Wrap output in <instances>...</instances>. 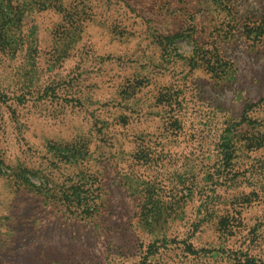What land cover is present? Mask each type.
I'll return each instance as SVG.
<instances>
[{
    "label": "rangeland",
    "instance_id": "1",
    "mask_svg": "<svg viewBox=\"0 0 264 264\" xmlns=\"http://www.w3.org/2000/svg\"><path fill=\"white\" fill-rule=\"evenodd\" d=\"M51 258L264 264V0H0V264Z\"/></svg>",
    "mask_w": 264,
    "mask_h": 264
},
{
    "label": "trees",
    "instance_id": "2",
    "mask_svg": "<svg viewBox=\"0 0 264 264\" xmlns=\"http://www.w3.org/2000/svg\"><path fill=\"white\" fill-rule=\"evenodd\" d=\"M226 125H227L226 128H224L222 130L221 137H220L221 143L219 144V146H220V152L222 154H224V157H223L224 160L227 159L226 152L228 151L230 134L233 132V129H232L233 126L231 124H226ZM209 179H212V177H210ZM162 241L164 243H167L168 242L167 238L166 239H163ZM157 242L158 241L150 244V246H149V253L150 254L156 253L157 252V249L161 248V245H158ZM185 248L186 249H189V251H194V249L191 248L190 244L185 243ZM145 259H147V258H145ZM57 263H58V261L56 259L51 258L49 260V264H57ZM147 263L148 262L146 260H142V262L141 263H138V264H147Z\"/></svg>",
    "mask_w": 264,
    "mask_h": 264
}]
</instances>
